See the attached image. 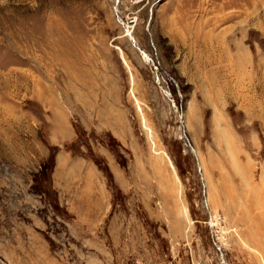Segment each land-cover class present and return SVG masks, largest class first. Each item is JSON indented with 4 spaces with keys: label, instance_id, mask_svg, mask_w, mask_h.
<instances>
[{
    "label": "rangeland",
    "instance_id": "rangeland-1",
    "mask_svg": "<svg viewBox=\"0 0 264 264\" xmlns=\"http://www.w3.org/2000/svg\"><path fill=\"white\" fill-rule=\"evenodd\" d=\"M263 199L264 0H0V264H264Z\"/></svg>",
    "mask_w": 264,
    "mask_h": 264
},
{
    "label": "crops",
    "instance_id": "crops-1",
    "mask_svg": "<svg viewBox=\"0 0 264 264\" xmlns=\"http://www.w3.org/2000/svg\"><path fill=\"white\" fill-rule=\"evenodd\" d=\"M51 126L53 128L56 127L55 124ZM54 130L56 133L55 141H57L55 144L62 141L59 136H57L59 133L71 136L66 125L64 131H58V129ZM53 161L50 181L52 187L59 195V202L61 205L65 206L68 212L87 213L88 215L95 214L96 218L98 214L106 212L107 195L103 191L101 174L95 166L83 157H74L69 152L65 151H57ZM77 182H80V189L79 193L75 194L76 190L73 191V189L76 188ZM71 197L81 199L77 202L81 208L79 207L77 209L73 207L74 204L71 202ZM85 198L90 199L88 204L85 203Z\"/></svg>",
    "mask_w": 264,
    "mask_h": 264
},
{
    "label": "bare ground",
    "instance_id": "bare-ground-1",
    "mask_svg": "<svg viewBox=\"0 0 264 264\" xmlns=\"http://www.w3.org/2000/svg\"><path fill=\"white\" fill-rule=\"evenodd\" d=\"M121 59H122L123 64L127 67V64H126V62L122 56H121ZM160 153H157V154H160ZM253 204L255 205V207H250V208H252L254 210H261L259 213L260 214L259 221H258L259 225L257 226V228L264 233V207L260 208V207H258L257 204H255V203H253ZM261 204L264 205V199H263V203L260 201V205Z\"/></svg>",
    "mask_w": 264,
    "mask_h": 264
}]
</instances>
